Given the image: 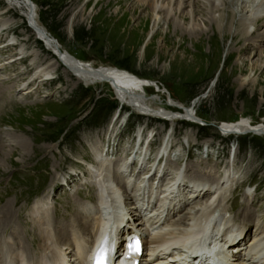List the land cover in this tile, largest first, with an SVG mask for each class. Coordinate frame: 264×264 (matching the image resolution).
I'll return each mask as SVG.
<instances>
[{
	"label": "rangeland",
	"instance_id": "rangeland-1",
	"mask_svg": "<svg viewBox=\"0 0 264 264\" xmlns=\"http://www.w3.org/2000/svg\"><path fill=\"white\" fill-rule=\"evenodd\" d=\"M32 1L35 4H31L32 9L39 14V17L36 14L37 22L58 40L62 51L64 49L80 58L93 61L96 66L91 61L76 57L95 68L114 65L152 82L154 88L133 91L134 97L144 108L158 112L164 110L170 113L171 118L163 119L156 112L154 118L141 114L139 107L133 102L129 101L128 104L113 94L115 91L108 83L85 86L62 63L54 74L58 80L43 84L33 80L35 84H32L31 79L37 69V65L32 63L36 56V62L51 68L58 59L37 39L29 20L21 15L20 9L13 7L8 15L6 13L0 16V95L3 91L13 90L14 95L11 96L19 98L0 104L2 243L23 251L22 260L25 264L30 262V258L36 257H43L41 263H54L50 255L41 253L33 256L40 248H46L44 241L39 239L40 224L32 221V215L29 219L28 213L33 211L35 202L49 201L46 209L48 218L52 221L56 213L66 216L65 221L54 222L56 225L61 223L57 227L66 228L71 221L79 226L78 214L83 212L78 207L82 204L81 201L88 198L91 201L94 199L93 202L96 203L95 189L83 184L82 176L90 178L87 171H92L91 168L96 163L94 156L97 148L100 150L102 146L101 151L108 149L110 162L111 159L115 162L111 163V175H117L119 183L116 182L121 189L128 186L130 190L125 195L127 202L132 203L137 195L148 196L152 192V186L143 185L139 188L143 181H139L138 172L149 169L148 162L152 160L150 163L153 164L156 154L170 144L169 155L158 164L166 175L163 177L165 183L169 184L174 180L179 168L184 169L183 180L192 182L191 186L200 182L209 183L208 186L211 187L220 181L226 182L222 179L226 172L230 174L227 175L230 182L228 181V185L224 184L227 192H221L217 198L223 195L225 202L226 197H234V205L238 211L236 215L241 220H238V225H229L228 220L231 218L226 217L222 207L219 214L216 212L215 215L222 218L221 222L227 226L225 231L235 227L246 228V225L254 228L255 239L251 242L250 238L245 239L249 242L245 247L251 248V244H255L260 238L255 237L256 233L260 235L264 231V134L226 136L224 123H236L245 119L255 126L264 125V18L260 24L252 26V34L243 40L241 32L237 31L239 18L235 17L234 21L230 9L225 13L220 12L224 17L225 31L222 30V34L216 32L210 6L203 0H182L185 3L182 14V11H178L177 15L173 11L170 16L165 11L166 13H160L162 17L154 16L153 11L145 5L146 2L139 3V0H90L87 5L86 0ZM179 1L181 0H173L172 4ZM169 2L165 0L164 4L168 6ZM229 6L231 7V3ZM9 8L6 0H0V14ZM188 10L194 13L193 18L197 29H200V36L192 37L179 29L178 23L187 26L193 20L188 15ZM70 20L73 25L71 32L68 30ZM12 22H17V32L3 31L2 25ZM232 22L235 23L234 31L229 32ZM154 24L157 26L153 28ZM14 38L19 44L17 47L12 46L11 40ZM256 41L260 43L256 45ZM20 48L27 50L29 60H22L25 55L20 53ZM28 81L31 83L30 90L29 94H25L23 86ZM202 96L205 98L196 106V112L204 124L176 120L178 116L172 115L162 106L166 103L172 105L169 108L187 105L184 106L185 113L191 106V100ZM117 98L131 108L123 106L118 112L121 103ZM6 99L7 97L4 98ZM117 119L119 122L114 129ZM140 135L142 138L150 135L151 142L144 149L146 156L142 159L145 164L141 166L142 169L137 174L133 172L136 166L129 169L132 181L127 185L122 180L123 176L117 174L115 166L118 165L117 161L121 165L122 161L128 160L122 154L128 152L129 155V150L136 145L134 139L141 137ZM162 140L165 145L163 148L160 146ZM142 148L141 145L138 146V154L135 153L133 162L140 160ZM153 152L154 155H150ZM100 168H95L101 176L99 181L103 172ZM172 169L173 172L170 171ZM169 174H173L170 180L167 178ZM197 192L198 197L203 196L199 188ZM204 195L206 197L200 200H206L208 193ZM241 196L244 203L240 202ZM188 204L180 215H184L191 207ZM129 206L130 209L134 208L133 205ZM66 214H69L68 217ZM86 218L94 228L92 219ZM174 220L177 223L179 218ZM177 224L171 226L174 232L179 230ZM184 224L185 222L179 226L183 227ZM260 224L262 231L256 228ZM204 225L203 223L201 229ZM93 228L90 226L91 232ZM87 231H80V234L87 237L91 234ZM9 236H12L13 244L9 243ZM256 249L260 253L263 251L262 246ZM71 259L75 261L74 253L71 254Z\"/></svg>",
	"mask_w": 264,
	"mask_h": 264
},
{
	"label": "bare ground",
	"instance_id": "bare-ground-1",
	"mask_svg": "<svg viewBox=\"0 0 264 264\" xmlns=\"http://www.w3.org/2000/svg\"><path fill=\"white\" fill-rule=\"evenodd\" d=\"M6 1H7L8 5L10 6V8L7 9L2 14H0V16H3L6 13H7L6 15H8V13L11 12L13 7L20 9L21 15L24 18L29 20V23L31 24V28L35 32L37 39L39 41H42L46 45L47 50L52 51L54 53L53 55L56 56V57L55 56L54 57L58 59L57 62L53 63L54 65L52 64L54 67L51 68L50 66L49 67L47 65L43 66V65H41L40 62H36L37 57H38V56H36L32 65H34V66L37 65V67H36L37 69L34 67L36 69V73H35L34 77L32 76L33 79H31V83L34 82L33 80L40 81V84L41 83L43 84L45 82L46 83L47 82L53 83L54 81L58 80V78L54 77V74H56L55 72L60 68L59 66L62 63L65 66V68H67L71 72L75 73L76 78L80 82L85 83L86 84V85L84 84L85 86L108 83L111 85L112 89L115 91L114 94H116L121 101L126 102L128 104L130 102H133L134 105H137L139 107L138 108L136 106L138 109H140L141 114H144L145 116L149 115L152 117L156 116V114H158V116L160 115L163 119L166 118V120L171 118V116H169L170 113H167L164 110H161L158 112V111H152L150 109L144 108L143 106L139 105V102H137V99L134 97L133 91H137V92L138 91H144L146 86H152L153 85L152 82H148L147 80L141 79V78L133 75L132 73H130L128 71H124L122 69H117L114 67L95 68L93 66H90V65H87V64L81 62L76 57H74L69 51L64 50V49L62 51L60 49L62 46L58 42V40H56V38H54L52 35H50L49 32L47 30H45V28H43L41 24L39 25V23L37 22V19H36L37 18V16H36L37 12L34 8L32 9V7H31V4L35 5L32 0H6ZM89 1L90 0H86V2H85L86 5L89 3ZM96 1L98 2V0H96ZM144 1L146 2L145 5L147 4V6L153 11V15L156 17L161 16L160 13L165 12V11H167V14L170 16L173 13V11H176V15H177L178 11H182V12H180V14H182L183 11H185V9H183V6L185 3L182 2V0L179 2H176L175 4H172L173 0H169L170 2L168 4V6L164 4L165 0H139V3H144ZM203 1L210 6V10L212 12V19L211 20L216 23V29H214V30H216V32L221 33L222 30L224 29V26H223L224 25V22H223L224 17L222 14H220V12L225 13V11L227 9H230L232 11L234 21H235V17L239 18V24H238L239 28L237 31L241 32V37L243 40L252 34V30H253L252 26L256 25V23L260 24V21L264 18V0H203ZM229 3H231V7L229 6ZM193 4H195V3H193ZM97 5H98V3H97ZM35 8H36V6H35ZM187 13L193 20H192V22H190V24H187V26H185V25L181 26V23H178V25L180 26L179 29L182 30L181 32L186 33L188 35H191L192 37L199 35L200 29H197L198 27L196 25V20H194V18H193V14H194L193 11L188 10ZM159 20H161V18H159ZM71 21L72 20H70V23L68 26V30L70 32L72 31V26H73ZM14 22H12V24L11 23L10 24L5 23L4 25H2L4 30L3 29H1V30H3V31L10 30V31H16L17 32L18 25H17V22L16 23H14ZM159 23H157V24H159ZM157 24H154L153 28L156 27ZM234 25H235V23L232 22L231 23V29L229 30L228 29L229 27L227 28L229 30V32L234 31ZM223 31H225V30H223ZM204 34H205V32L202 35H204ZM26 41L27 40H24V42H26ZM11 42H12V46L17 47L19 45L16 42L15 38L12 39ZM259 43H260V41L255 42L256 45H258ZM59 49H60V51H59ZM19 51L21 54L26 56V57L24 56V58H22V60L26 61L29 58L27 50H25V48L24 49L20 48ZM43 62H44V60H43ZM31 83H30V81H28L24 84L27 86H23L24 88L22 87L25 94H29ZM34 84H35V82H34ZM155 86H156V84H155ZM31 92H32V89H31ZM145 96H146V93H145ZM204 98L205 97L202 96V97L195 99L192 103V108H190L191 107L190 106L188 109H186L183 117H186L185 119H187L189 117L195 118L197 116L196 106H198L199 102L202 101ZM126 103H123V104H126ZM128 104H126V106L131 108V106H129ZM123 106L124 105H122L121 107H123ZM155 112H156V114H155ZM116 116L113 119H115ZM113 121L114 120H112L111 124L114 123ZM118 122H119V120L115 123L116 125H115L114 129L117 128ZM224 130L226 133L231 132V133L236 134V135H242V134L247 133V132L248 133L258 132V133L264 134V125H262V126L256 125L255 126L252 123H250L249 121L243 119V120H240L236 123H224ZM141 138H142V136L140 137V139ZM139 142L140 141H138L137 143L139 144ZM101 147H100V150H98V148H97V151L95 152L94 159L97 162L95 163V165L93 164L94 166L91 168V170L93 172L88 169V172H89L88 174L90 175L91 173H93L94 176L90 175V178H87V180L88 179L93 180L94 187L98 190V191L96 190V203L91 201V200L89 201V200L84 199L83 201H81L82 204L81 205L79 204L80 206H78L80 208L79 210L83 211V212H80V214H78L79 215L78 220H79V226H80V227L77 226V228L79 230L78 232H80V231L85 232L86 230H88L87 231L88 233L91 232L90 226L92 228H93V226L87 220L86 217H88L89 219H92L93 225H94V228L92 229V232L90 235L85 237V236L79 234L78 232L71 230L73 228L72 223L70 225H68V227H66V228L65 227L59 228V227H57L56 223L53 224L52 226H50L52 223H50V221L48 219V211L46 209V207L49 204L48 200L36 201L34 206L32 207L33 211H30L28 213L29 219H31V215H32V216H34V219H32V221L40 224L39 239L43 240L44 243L46 244V248L43 247L41 249H46L44 251V254L51 256V259L54 260V263H52V264H73V262H76V259H75V261H71V254H72L73 249L75 250L74 251L75 255L81 261L84 257V254L86 253V250H89L88 247L91 248V245L94 242L98 241V239H99L98 237H99V234L101 233V229H103L104 225H106V224H112L114 226H117L119 224L124 223L125 226H129V225H131L130 221H133L134 226H136L137 228L141 227L140 221L135 216L136 214H138L137 208H131L130 209L129 205H132L133 202L131 203L129 200H128L129 202H127V198H126L125 194H128V191H127L128 186L124 187V185H123L124 189H121V187H119V184H118L119 180H118L117 175L116 174H115V176L111 175V170H112L111 163L112 162H110V159H109L110 155L108 154V149L101 151ZM166 147H167V145H166ZM166 147L164 150L161 149V151H159L155 156V158L158 157L159 159L157 161V165H154L155 170L153 172L154 174L151 176L152 177L151 179H153V176L155 175L156 171L158 172L160 169V166H158V164H160L162 162L163 158L167 155L166 150L168 147L167 148ZM137 148H138V146L136 147V152H137V153L135 152L136 155L138 154ZM141 153H142V151H141ZM141 153H140V155H141ZM143 160L141 158V160H139L138 162H133V158H132V161H130V162L126 160V164H125V160H124V161H122L123 164H121L120 166H118V165L115 166L117 169V174L119 173L121 177L123 176L122 180L124 181V183H127V185H130V183L132 181L131 180L132 174H131V170H129V169L133 165L136 167L139 166V169H142L141 166L145 165L143 163ZM153 163H154V160H153ZM96 167H101L100 169H101V171H103V172H101L102 173L101 174L102 179H100V181H99L100 175H99L98 171L95 170ZM118 167H120V168H118ZM149 170L150 169H147L145 173L147 174V171H149ZM162 171H163V169H162ZM183 171H184V169L179 171L178 174L176 175V177L174 178V180H172L169 183V185H170L169 189H171L172 193H174V188L179 189L181 186H183V184L187 185L186 183H184V180H183ZM113 172H115L114 169H113ZM227 175H230V174L228 172H226L225 177L222 179V180H226V182L224 181V183H221V181H220L217 184H215V185L212 184L213 186L209 187L208 186L209 183H200L199 182V183L191 186V190L187 191V193L190 192L188 195H181L180 193H179V195H173V194L169 193L168 195L171 198V199H169V201L160 200V202L163 201L162 202L163 203L162 204L163 213L161 215L163 216V214H164V217L166 218V221H165L166 223L160 227V229L158 230V232L156 234H154L153 239L165 240V238H166L165 236H167L169 239H173V238H174V240L175 239H178V240L182 239L181 242L185 243V241L192 240V239L196 238V236L200 233L197 230L201 229V226L203 225V223L205 224L204 227L202 228L204 230H207L208 227L214 228V227H217V226L219 227V226L223 225V223L220 220L222 218L219 216H216L215 214H216V212H218L217 214H219V210L221 208V205L224 202L223 195L220 196L219 199L217 198V196L219 194H221V192H227V188H224V184L228 185V183L230 182V178ZM164 176H165V174H164ZM100 178H101V176H100ZM96 180H98V182H96ZM116 181H118V183ZM96 184H97V187H96ZM175 184H176V186H175ZM198 188L200 189L201 193H203V196L198 197V194H199V192H197ZM207 190H209V192H206V193H208L206 200L205 199L200 200L203 197L204 198L206 197L204 194H206L205 191H207ZM214 191H216V192L214 193ZM210 192L214 193V194H210ZM98 193H100V194H98ZM151 194H152V192H149L148 196H150ZM98 195H99V197H98ZM248 196L250 197L251 194ZM185 198H186V200H184ZM195 200H197L193 204L195 206L191 205V203H193ZM199 201H203V202L199 203ZM147 202H149V199H147ZM197 203H199V204H197ZM186 204H188V206L191 205V207L189 206V208L187 209V211L185 212L184 215H180V213H182L185 210ZM39 215H40V217H38ZM81 215L84 217H81ZM174 216H176L177 219L179 218V220L177 221V223L179 222L178 224L175 222L176 220H174V218H173ZM156 218H159V217H156ZM74 219H76V218H74ZM121 219H122V221H121ZM202 219H206V220L203 221ZM43 221H45V222H43ZM182 221L185 222V224L183 227H180L179 224L183 223ZM176 224L178 225V228H179L178 232H174V229H171V226H175ZM69 226L71 227V229L69 228ZM257 226H259V224H257ZM257 226H256V228L259 231L261 229V224H260V227H257ZM43 227H45V228H43ZM245 227L246 228L239 227V229H237V227H235V228L229 230V232L232 233V237H231L232 238V244H234L233 246H231V248L242 247L240 253L245 250L247 256L251 257L244 264H253L255 262L260 263V264H264V236H263L264 231L260 235L256 231L257 233H256L255 237L256 238L260 237V238L257 240V242L255 244H253V243L251 244V245H253L252 247L250 246L251 248H248L245 246H247V244L249 242H246L245 239H247V237H248L247 234L251 231V228L249 225H246ZM261 231H262V229H261ZM130 232L131 231H129V233ZM71 236H72V238H71ZM8 239H9L8 241L10 244L14 243L12 236H9ZM71 239H72V243H71ZM2 241L3 240L1 239L0 240V264H25V262L22 260L24 252L14 249L13 248L14 246H6V243H2ZM15 244H17V246H18V243H15ZM180 245H182V244H180ZM258 246L263 247V251L261 253L259 252V250L256 249V247H258ZM23 248H24V246H23ZM6 254H7V256H6ZM234 256H237V255H234ZM239 257L241 258V256H239ZM42 260H44L43 257H40V258L36 257L34 259L30 258V262H29V260H27V262H29L27 264H31V262H32V264H45V262L41 263ZM48 264H50V262H48Z\"/></svg>",
	"mask_w": 264,
	"mask_h": 264
},
{
	"label": "snow or ice",
	"instance_id": "snow-or-ice-1",
	"mask_svg": "<svg viewBox=\"0 0 264 264\" xmlns=\"http://www.w3.org/2000/svg\"><path fill=\"white\" fill-rule=\"evenodd\" d=\"M138 247V246H137Z\"/></svg>",
	"mask_w": 264,
	"mask_h": 264
}]
</instances>
